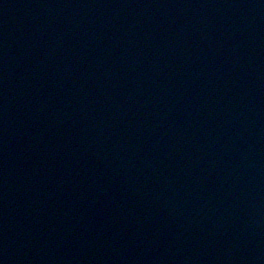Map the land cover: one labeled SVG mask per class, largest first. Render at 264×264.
Returning a JSON list of instances; mask_svg holds the SVG:
<instances>
[{
    "label": "water",
    "instance_id": "water-1",
    "mask_svg": "<svg viewBox=\"0 0 264 264\" xmlns=\"http://www.w3.org/2000/svg\"><path fill=\"white\" fill-rule=\"evenodd\" d=\"M243 264H264V0H188Z\"/></svg>",
    "mask_w": 264,
    "mask_h": 264
}]
</instances>
